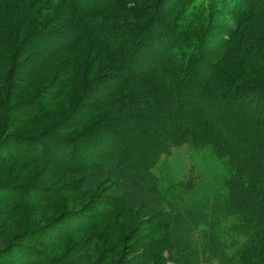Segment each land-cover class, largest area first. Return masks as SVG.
I'll list each match as a JSON object with an SVG mask.
<instances>
[{
    "label": "rangeland",
    "instance_id": "1",
    "mask_svg": "<svg viewBox=\"0 0 264 264\" xmlns=\"http://www.w3.org/2000/svg\"><path fill=\"white\" fill-rule=\"evenodd\" d=\"M49 1L47 6L54 9L55 3L53 0ZM97 1L99 0H91L85 4L91 6ZM150 1L107 0L105 10L98 18L100 21L94 19L101 30L99 38L104 44L100 49L94 47L92 41L77 43V40L69 45L73 40L71 37L69 39V33L71 30V33H75L73 27L64 32L68 35L67 39L65 36H56L53 39L59 51L71 49L76 45L67 54L58 56L60 60L69 59L72 69L84 68L79 63L85 61L87 56L88 63L97 59L94 63L96 66L88 75V83L91 79L92 81L88 84L86 96L82 88L79 90L80 81H74L77 89L74 95L67 91L45 114L24 117L17 128L11 129L26 134H38L47 129V134L53 135L56 140L78 136L79 142L74 144L67 141L58 143L56 140H43L47 146L43 162L27 164L15 161L0 167V185H8L11 188L7 189L8 191L16 189L21 197L20 203L0 204V212L17 211L14 220L6 224L0 222V228H6V241L9 242L11 236L27 228L35 230L42 227L41 237L38 236L36 240H21L22 242L18 243L21 248L4 254L10 264H119L121 258H124L121 264H175L166 251L161 252L160 248L156 247L159 244L164 245L166 233L156 227L157 218L154 215L160 212L156 200L158 197L151 190L146 170L149 166V171L156 177L162 192H168L174 199H181L182 209L186 210L191 204H197L199 209H191L202 212L203 208L200 206L209 202L214 191L212 185L219 181L225 171L222 159L213 154L212 149L198 146L196 143L199 138L189 136L190 130L184 128V125L189 123L186 121H191L193 116H198L200 123L210 125L215 134L216 131L219 133L221 140L218 141V148L226 149L231 154L233 151H239L237 158L242 162L245 160L246 164L262 168L258 169L257 183L264 193V159L260 158L261 155L252 158V147L257 145L255 137L264 119V98L254 103L248 99L249 93L245 90L237 93V90L232 89L234 86L220 85L217 80L211 77L207 79L205 76L201 78L196 91V85L192 89L187 88L183 83L185 76L190 73L187 67L173 59L172 54L160 62L162 68L152 70L149 77H145V70L135 73L126 69L122 71L117 66L120 55H125L128 50L126 40L134 29L132 20L112 31L101 22L116 24L113 18L122 13L123 8L145 7ZM194 1L196 0H163L159 19L167 27L170 14L174 16L179 11L175 6L180 3L183 6L187 3L188 6ZM250 2V15L253 16L249 21H245L240 27L242 32L237 33L233 40L234 50L230 51V57L234 58L232 63H236L237 58H248L256 52L264 56V11L256 6L255 1ZM230 4L221 3L220 0L216 4L224 14V25H229L227 16L231 19L233 17L232 21L239 19L240 14L231 9ZM90 9L94 11L91 6L84 9V12L88 13ZM108 13H112L110 20H102ZM91 16L84 18L83 23L91 21ZM245 26H248L247 32ZM257 35H261L262 39L256 40ZM109 40L112 44L104 47ZM43 41L48 39L44 38ZM161 42L163 44L162 39ZM44 43L38 42V45H45ZM79 44L83 46L79 47ZM36 48L43 49L39 46ZM207 50L208 54L212 53ZM109 64L117 67L112 73L95 79L96 75L101 74L98 69L103 70ZM51 65L54 72V63ZM123 66L126 67V64ZM181 69H184V76H178ZM239 71H242L239 75L244 77L245 71ZM197 76L199 75L192 78L193 83L199 79ZM34 77L25 88L22 87L23 89L20 88L15 93L14 100L19 99L23 91L24 98L28 97L32 93L31 89H35L34 85L38 87L42 83L38 82L39 78ZM177 79L178 83L175 82ZM170 80L174 81L173 88L168 85ZM250 81L260 84L256 92L261 93L264 88L261 87L264 76L260 79L252 76ZM233 83L235 82H231ZM149 84L154 86H151L150 90H157V95L154 93L156 98L145 90ZM134 94L139 95V102L132 97ZM143 95L147 96V99ZM42 97V105H46L48 96L44 94ZM180 103L191 107L192 112L182 120H174V106ZM75 105L82 106L81 112L91 114L88 119L78 122V118L74 122L63 123L61 128L50 130V134L48 127L55 117ZM115 112L120 118L114 117ZM169 114L174 119L170 120L169 129L165 130L166 125L164 126V137H168L173 146L167 152L163 148V140L159 138V129L162 127L160 120H168ZM112 115L113 118L109 119ZM190 139L193 141L190 142ZM159 143L160 146H156ZM40 149L41 144L35 150L38 152ZM10 152H14V148H11ZM153 153L156 160L152 159ZM245 156L251 158H244ZM2 193L6 196L4 191ZM240 197V206L245 213L251 214L262 208L251 197L242 194ZM112 207L118 209L114 211ZM81 209L82 212L78 211ZM64 213V219L52 222ZM234 220L230 218L219 226L221 231H227L226 235H222V242L228 254L235 252L245 242L242 234L228 232L232 227L236 228ZM134 229L136 231L131 234ZM4 245L2 243L0 249ZM148 245L153 249L150 252L147 251L151 248ZM16 257L18 259L14 260Z\"/></svg>",
    "mask_w": 264,
    "mask_h": 264
},
{
    "label": "trees",
    "instance_id": "2",
    "mask_svg": "<svg viewBox=\"0 0 264 264\" xmlns=\"http://www.w3.org/2000/svg\"><path fill=\"white\" fill-rule=\"evenodd\" d=\"M88 1L91 0H53V3H55L54 9H50L47 6L50 3L49 0H0V110L2 113L0 118V167L15 161H23L27 164L43 162L45 160L43 156L47 153L45 150L47 146L44 145L43 140L48 139L49 142H55L54 136L47 134V129L38 134L14 132L11 129L17 128L24 117L45 114L50 107L65 96L67 91L72 92L74 95L77 92L74 81H80L79 90L82 88L85 91L84 96L88 94V84L92 81L91 79L88 83V75L96 66L94 63L97 59L88 63L87 56L85 61L79 63L84 68L80 70H77V68L72 69L70 64L72 62L69 59L63 58L60 60L58 56L67 54L76 45L71 49H63L65 48L63 47V50L59 51L53 40L56 36L57 38L60 36L67 39L68 35L64 32L73 27L75 33H71L72 30L70 31L69 39L71 37L73 40L69 45L77 40H79L77 43L92 41V45L98 49L104 45L101 43L103 40L99 38L101 30L94 19L97 20L105 10L107 0L92 3L91 6L94 11L90 9L92 12L88 11L89 14L87 11L84 12V9L91 7L85 4ZM162 1L151 0L147 6L139 8L125 7V9H122V13L114 16L113 19L115 23L117 22L116 24L110 25L101 22L112 31L120 25L129 24L128 22L133 21L131 23L134 29L129 39L126 40L128 50L125 55H120L117 63L122 71L126 69L137 73L145 70L147 71L145 77H149L152 70H160L163 60L167 59L169 54H172L173 59L178 64L181 63V65L187 67L190 73L185 76V83H183L187 88L192 89L196 85L194 87V91H196L195 88L199 86L200 81H202L201 78L205 76L207 79L211 77L217 80L220 85L234 86L232 89L237 90V93L245 90L247 94L249 93L248 99L254 101V103H258L259 100L264 98V88L261 93H258L256 90L260 87V84L250 81L252 76L258 79L264 76V56L256 52L248 58L244 56L242 59L237 58L236 63H232L234 58L230 57V51L234 50L233 40L237 33L242 32L240 27L253 16L250 15V1H255L256 6L264 11V0H220L221 3H231L230 8L240 14L239 19H234V21H232L233 17L231 19L230 16H227L230 20L229 25H224L225 20L222 21L224 14L220 8L216 7L219 0H214L215 2L213 0H196L188 6L187 3L184 6L180 3L179 6H175L179 10L178 13H175L174 16L170 14V21L166 24L167 27L159 19ZM111 14H106L102 20H110ZM64 15L67 17L63 18ZM90 15H92L91 21L83 23L82 20ZM58 16L59 18H57ZM218 28L219 31L217 32ZM245 29L247 32L248 26H245ZM257 36L256 40L262 39L261 35ZM44 38L48 41H43ZM38 42H45V45H38ZM105 44L104 47H107L112 44V41L109 40ZM38 46L43 49H37ZM81 46L83 45L79 44V47ZM108 49L111 50V48ZM207 49L211 50V57V54L207 53ZM237 53L240 52L237 51ZM52 62L54 63V72L51 70ZM124 63L126 67L123 66ZM252 63L254 64L251 65ZM117 66L114 67L109 64L103 70L98 69L101 74L96 75L95 79L112 73ZM182 70L184 69L179 70L180 74L178 76H184ZM239 70L245 71L244 77L239 75L242 72ZM197 74L199 79L197 78L198 80L193 83L192 78ZM33 77L39 78L38 82L42 83L38 87L34 85L35 89H31L32 93L28 97L24 98L25 91H21L20 98L14 100L15 93L20 88H25ZM113 77L116 78V76ZM72 80L73 84H71ZM170 81L168 85L173 88L174 81ZM178 81L179 79L175 80L177 83ZM233 81L235 83L231 84ZM151 86L154 87L153 84H149L145 87V90L152 93L156 98L157 90L154 89L153 92L150 90ZM261 87H264V83H261ZM44 94L48 96L46 105H42V95ZM143 96L147 99V96ZM132 97L139 102L138 94H134ZM238 97L239 95L236 98ZM122 98L125 100L124 96ZM190 108L186 104H176L174 106L175 119L169 114L168 120H160L162 127L159 129L161 133L159 138H161V141L163 140L165 151L168 152L173 146L168 141V137H164L165 130L169 129L170 120H182L192 112ZM81 110V105H75L65 113L56 116L49 125L48 132L50 133L53 128H61L63 123L74 122L78 118V122L82 119V122L87 120L91 114H85ZM115 114L114 117L120 118L117 112ZM112 118L113 115L109 117V119ZM197 119L198 116H193L191 121H186L189 123L184 125V128L190 130L189 136H197L200 139L195 137L199 141L196 143L198 146L212 149L213 154L222 159L225 173L219 178L218 182L212 185L214 189L212 196L209 202L200 206L203 210L199 213L191 209L193 207L199 209L197 204H191L190 208L184 210L180 204V198L174 199L168 192H162L156 177L150 173V167H147V180L151 190L158 197L156 200L160 209V212L154 215L157 218L156 227L159 231L161 229L166 233L164 245L159 244L156 247H159L161 252L166 251L175 264H264V193L257 183L258 169L262 170V168L246 164L244 163L245 160L242 162L239 157L237 158L239 151H233V154H231L226 149L221 150L218 148V141L221 140L218 137L219 133L216 131V135L210 125L202 124ZM262 122L261 128L257 131L255 137L257 145L252 147V158H258L261 155L260 158L264 159V119ZM164 126L166 127L165 130ZM154 130L159 131L155 128ZM149 131L153 132V130ZM260 132L262 135H260ZM56 141L58 143L60 141L66 143L67 141L74 144L79 142L78 136L65 137V139L59 138ZM192 141L190 139V142ZM40 144L42 149L37 152L35 149ZM156 146H160V143ZM11 148H14V152H10ZM244 158L249 159L251 157L245 156ZM152 159L156 160L154 153ZM150 162L152 164V161ZM7 189L11 188L8 185H0V204H6L7 202L20 203V192L16 189L12 191ZM2 191L5 192L6 196ZM241 194L251 197L262 208L260 210L256 209L251 214L245 213L242 206H240L242 205L241 201L239 202ZM112 208H114V211L118 209V207ZM78 211L82 212V209ZM70 212L72 213V211ZM65 214L52 222L64 219ZM16 217V210L0 212V222L5 224ZM230 218L235 219L234 225L237 226L236 228L232 227L228 232L242 234L245 237V242L235 252L228 254L224 250V243L222 242V235H226L227 231H221L219 226L222 225L223 221ZM41 229L42 227L35 230L27 228L21 233L11 236L10 241L7 242L6 228L5 226L1 227L0 245L2 243L5 245L0 249V264H10L5 259L4 254L15 248H21L22 246L18 244L22 242L21 240L25 241L28 238L36 240L38 236L41 237ZM134 231L136 230L134 229L131 234ZM148 247L151 246L148 245ZM151 249L152 247L147 251L150 252ZM143 255L146 256V254ZM17 259L18 257L14 260ZM123 259L121 258L119 264L123 263Z\"/></svg>",
    "mask_w": 264,
    "mask_h": 264
}]
</instances>
